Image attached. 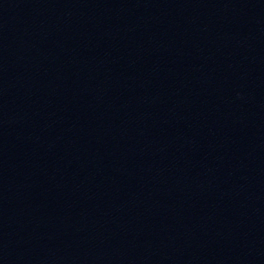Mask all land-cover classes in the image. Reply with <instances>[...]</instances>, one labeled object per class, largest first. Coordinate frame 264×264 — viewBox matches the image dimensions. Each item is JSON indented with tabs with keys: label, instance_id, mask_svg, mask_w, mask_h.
<instances>
[{
	"label": "water",
	"instance_id": "obj_1",
	"mask_svg": "<svg viewBox=\"0 0 264 264\" xmlns=\"http://www.w3.org/2000/svg\"><path fill=\"white\" fill-rule=\"evenodd\" d=\"M0 264H264V0H0Z\"/></svg>",
	"mask_w": 264,
	"mask_h": 264
}]
</instances>
